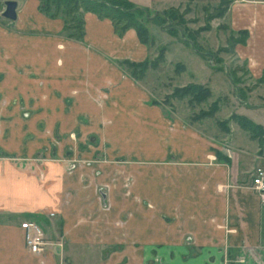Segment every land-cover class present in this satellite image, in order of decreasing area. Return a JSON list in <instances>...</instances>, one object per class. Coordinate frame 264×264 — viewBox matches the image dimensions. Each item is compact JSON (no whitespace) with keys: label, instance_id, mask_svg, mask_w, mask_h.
Masks as SVG:
<instances>
[{"label":"crops","instance_id":"1","mask_svg":"<svg viewBox=\"0 0 264 264\" xmlns=\"http://www.w3.org/2000/svg\"><path fill=\"white\" fill-rule=\"evenodd\" d=\"M7 1L0 264H264V196L252 187L261 144L234 129L208 135L149 104L141 79L120 64L149 59L135 29L120 35L110 19L85 12L78 41L39 0H16L15 20L3 14ZM229 15L233 30L249 31L239 56L264 80V0H232ZM34 123L71 132L56 145L40 133L34 144ZM24 221L42 227L43 252L26 246Z\"/></svg>","mask_w":264,"mask_h":264},{"label":"rangeland","instance_id":"2","mask_svg":"<svg viewBox=\"0 0 264 264\" xmlns=\"http://www.w3.org/2000/svg\"><path fill=\"white\" fill-rule=\"evenodd\" d=\"M130 1L147 9V12H136V18L148 29L149 60L158 63L156 68L150 67L144 74H139L151 101L149 104H160L177 120L192 122L195 129L208 135L224 137L234 129L235 137L239 133L251 137V133L234 118L237 115L246 116L264 128V80L253 78L248 70L249 60L239 56V43L233 41L241 35L231 27L227 1ZM170 9L173 10L172 20L168 21L160 13ZM221 9L224 10L222 15ZM190 83L207 86L211 96L200 102L183 92L174 95ZM203 112L210 114L203 115ZM35 125L32 124V134L27 135L34 144L43 142L39 139L40 133L49 144L56 145V137L71 132L66 129L57 131L49 123L45 133V129H36ZM132 137L127 135L129 140ZM15 138L21 140L23 135ZM89 140L94 142L97 138L90 136ZM255 140L264 148V134Z\"/></svg>","mask_w":264,"mask_h":264},{"label":"trees","instance_id":"3","mask_svg":"<svg viewBox=\"0 0 264 264\" xmlns=\"http://www.w3.org/2000/svg\"><path fill=\"white\" fill-rule=\"evenodd\" d=\"M226 1L229 4L228 0H222L223 3H226ZM39 2V8L43 13L49 17H61L64 19V31L69 38L78 41L84 40L85 20L83 14L85 12H93L101 18L110 19L113 22L115 31L120 35H123L131 28L135 29L141 41L149 45L148 29L136 18V12H147V9L136 6L130 0H39ZM172 12L173 10L170 9L163 13H160V11L157 13H160L161 17L169 21L170 19L172 20ZM223 12L224 10L221 9V15ZM237 33L241 36L240 38H234L233 43H245L249 36V31L240 30ZM186 41L190 43L189 39H186ZM192 44H195V42L193 41ZM120 64L128 69V71H131V75L135 78H140L139 74H144L150 67L156 68L158 66L155 60L149 59L143 62L122 60ZM181 92L186 95H193V99L200 102L211 96V90L207 86L197 83H190L184 88H180L174 95H178ZM209 114L203 112V115ZM234 118L238 120L242 128L251 133L253 139L259 138L264 134V128L261 124H257L243 115H237Z\"/></svg>","mask_w":264,"mask_h":264},{"label":"built area","instance_id":"4","mask_svg":"<svg viewBox=\"0 0 264 264\" xmlns=\"http://www.w3.org/2000/svg\"><path fill=\"white\" fill-rule=\"evenodd\" d=\"M252 187L261 196H264V167H257L252 175ZM25 232V242L28 249L35 254L45 250L48 240L42 227L33 221H24L21 224Z\"/></svg>","mask_w":264,"mask_h":264},{"label":"water","instance_id":"5","mask_svg":"<svg viewBox=\"0 0 264 264\" xmlns=\"http://www.w3.org/2000/svg\"><path fill=\"white\" fill-rule=\"evenodd\" d=\"M3 14L6 18L15 20L17 18V1L8 0Z\"/></svg>","mask_w":264,"mask_h":264}]
</instances>
